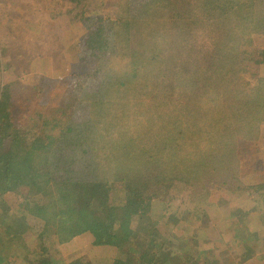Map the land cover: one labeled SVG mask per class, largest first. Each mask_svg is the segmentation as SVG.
<instances>
[{
  "label": "trees",
  "instance_id": "1",
  "mask_svg": "<svg viewBox=\"0 0 264 264\" xmlns=\"http://www.w3.org/2000/svg\"><path fill=\"white\" fill-rule=\"evenodd\" d=\"M61 1L60 7L70 5L71 24L89 22L72 47V94L52 108L31 97L20 117L38 115L60 133L35 138L33 152L11 147L20 132H11L18 118L6 85L0 99V264H67L86 245H101L79 232L73 239H84L65 247L64 256L50 235L77 226L86 202L81 190L90 184L94 190L109 184L125 199L150 192L160 211L136 218L130 231L118 226L111 236L119 252L115 264H237L236 255H227L233 242L260 249L261 228L244 225L246 213L238 208L218 210L225 201L208 205L218 210L223 229L201 221L180 232L166 221L186 213L207 218L202 202L211 190L246 194L238 193L246 183L231 155L246 137L257 141L264 123V76L252 90L242 84L243 50L264 34V0ZM97 7L111 15L88 17ZM9 42L0 38V78L18 56L16 42ZM31 43L28 36L27 47ZM32 218L31 236L12 244L11 236ZM209 230L216 238L204 243ZM89 264L103 261L95 254Z\"/></svg>",
  "mask_w": 264,
  "mask_h": 264
},
{
  "label": "rangeland",
  "instance_id": "2",
  "mask_svg": "<svg viewBox=\"0 0 264 264\" xmlns=\"http://www.w3.org/2000/svg\"><path fill=\"white\" fill-rule=\"evenodd\" d=\"M61 2V0H45L46 4H42L40 0H37L30 4L28 0H19L17 5L11 10L13 15L11 13L8 15L7 12L0 7V15L3 16L14 17V15L17 16L22 13L21 15L25 16H41V18L45 16L47 19L49 15L53 17L52 13H55L57 18L56 23H54L55 20H52L53 23L49 27L38 26V22H33L35 20L34 17L31 22L25 25L18 22L11 25L0 21V23L5 24L4 27L0 24V38L6 36L5 34L1 35L8 32L5 29L11 31L12 28L17 26L18 30L13 33L19 31L21 36L25 35L24 29H29L31 35L35 37L34 43L38 44L40 41L39 37H42V50L47 51L48 56H51L53 60L46 61L44 60L46 57L43 58V55L39 56L23 48H18V50L15 51L17 52L16 54H18L16 58L13 60L9 58L10 62L12 60L13 66H9L8 69L6 68V76L0 78V99L5 97L6 85L9 97H13L15 101L14 104L10 98L14 105L15 116L18 118V120L13 121L11 132L16 130L20 132V136L15 141L16 144H10L13 148L18 147L20 144L25 148L32 147L33 138L30 137L26 140L27 136L40 134L49 137V135H58L60 133L56 127L49 125L46 120L38 115L34 119H21L20 117L22 112L26 111V102L31 97L35 98L41 105H45L44 107L46 108L50 103L60 101L62 99L61 97H64L66 94H72L73 78L70 80L67 78L68 76L74 75L75 72L72 67V65H74L72 63V61H74L72 59V54L75 53V49H72V47L75 44V37L83 30L82 24L86 29L87 24L89 26V22L80 18L79 22L71 24L68 16L65 14V11L70 5L64 3L63 7H60ZM113 2H115V0H113ZM109 3L112 4L111 0H109ZM110 8H112L111 5L109 6V9ZM28 10L31 11L28 12ZM110 15V12H100L97 7L88 17H94L96 20L99 19L101 21ZM100 21L95 23V27L100 25ZM32 36L31 38L33 39ZM46 38L50 39L46 40ZM26 48L32 49L27 46ZM263 48L264 34L260 32L255 35L254 43L243 50L242 84L246 91L254 89L264 76ZM60 67L63 69H60ZM54 98H56V101ZM69 98L72 99V96H69ZM69 101L68 99V102ZM19 120L23 122L22 125H20ZM39 120H41V123L38 126H25L27 123H37ZM36 127H38V129H36ZM238 144L239 149H236L234 156L231 155V159H234L238 166L239 163L240 166H242H239L241 168L240 172H242L241 176L246 184L238 193L244 194L246 192V194L237 197V194L235 196H230L227 194L225 195L221 190L217 192L211 190L209 194L205 195V200L202 202L205 203V207L207 208V218L203 217L199 220L195 213H186L182 216L171 217L167 220L168 227H172L181 232L187 229L192 230L198 228L199 223L203 221L208 224L207 227H209V229H212L211 224L214 222H219L218 229H223L225 225L219 217L218 210L225 209L234 211L238 208L246 213L243 224L259 227V229L261 228L260 234L264 238V194L262 193L264 189V123L257 141L246 137ZM34 148H28V151L33 152ZM92 188L94 190L96 184H90L87 189L84 187L81 190L82 199L86 202L83 208L80 209V221L77 226H64L58 229L57 233L51 232L50 235L56 237L59 247H63L60 248V251H62L64 256H67L65 247H69V245H72L75 241L79 244L81 239H84L82 234L73 239L79 232L89 233L91 239L98 240L104 247L101 245L87 247L86 245L83 247L80 254L78 253L77 257H68L65 260L67 264H74L77 260L78 262L76 264H89V259H93L95 254L98 255L99 260L103 261V264H115L119 252L113 247L115 238L111 236L114 237V235L119 233L118 226L122 225L125 231H130L137 220L136 218L142 215L148 218L152 216L156 218V214L160 212L156 211L155 200L150 192H141L138 193L135 198L133 196V198L125 199V196L120 197L119 195L118 197L109 184H106L102 188L101 186L98 187V189L94 190L95 193L91 195L90 191ZM24 190L25 188L23 189L21 187L19 192L24 194ZM231 191L235 192L234 190ZM219 192H223V194ZM214 199L220 200V202L225 201L226 203L220 204L218 210H215L208 206L209 203L212 204L211 201ZM259 208H262L261 213ZM27 222L24 224L23 230L11 236L10 242L12 244H19L22 239L24 240L31 236L30 229L37 223V219L32 218ZM216 235L215 233L213 234L212 230H209V236L205 238L208 242L204 243H212ZM117 240L116 237V241ZM232 248H234V251H230L227 255L231 254L233 257L236 255L237 258L235 262L237 264H241V262L245 264H259L260 261L264 260V258H262L264 255V245H262L260 249L257 248L254 250L255 247L248 242L239 247L233 242ZM55 250L59 251L57 248H54L53 253H55ZM237 250L241 253L236 252ZM22 264L28 263L25 261Z\"/></svg>",
  "mask_w": 264,
  "mask_h": 264
},
{
  "label": "crops",
  "instance_id": "3",
  "mask_svg": "<svg viewBox=\"0 0 264 264\" xmlns=\"http://www.w3.org/2000/svg\"><path fill=\"white\" fill-rule=\"evenodd\" d=\"M35 1H37V0H28V2L30 4L31 3H34ZM40 1H41L42 4H46L45 3V0H40ZM18 2H19V0H0V7H2L7 12V14L9 15L11 13V10L13 9V7L16 6ZM21 14H19L17 16L14 15V17L0 15V21H2L5 24L6 23H9L11 25H13V23H15V22H18L20 24H24L25 25L28 22H31L32 21V18L34 17L35 20L33 22H35V21L38 22L37 23L38 26H41L40 23H42V26L45 25V24L51 25L53 23L52 22V18H51L50 15H49V18L46 19L45 16H42V18H41V16H25V15H21ZM23 17H24V20H23ZM17 30H18V27H17L16 31ZM24 30H25V32H24L25 35H22V36H21V34H20L19 31L17 33H13V34H7V32H5V33L2 34V35H4V34L6 35V36L3 37V40L6 41V42H8V44H10L9 41H15L16 42L15 44H12V45H14V49H15L12 52H15L16 50H18V46L19 45H24L25 47H23V49H26V46H27V37L28 36H32V35H31V32L29 31V29H24ZM34 39H35V37H33L32 43H31V46H30L33 49V53H35V54H37L39 56H41V55H43V56L44 55H48V52L47 51H43L42 50V46H41L42 45V41H41L42 37H39V40L40 41L38 42V44L37 43H34ZM15 53H17V52H15ZM61 98L63 99L64 97H61ZM54 99L56 101V98H54ZM62 99L60 101H56L55 103H50L48 105V108H52L54 105L61 104ZM24 113H27V112L25 111ZM39 124H40L39 122H37V123L31 122V123L25 124V126L26 127H28L29 125H31V126H33V125L38 126ZM36 129H38V127H36ZM40 136H42V135H40V134H34V135H31V136H27L26 137V140L29 139L30 137L33 138L32 147L25 148V147H23L20 144L16 148H19V149H22L23 151L29 152L28 151V148H33V144L35 142L34 139L35 138H38Z\"/></svg>",
  "mask_w": 264,
  "mask_h": 264
}]
</instances>
